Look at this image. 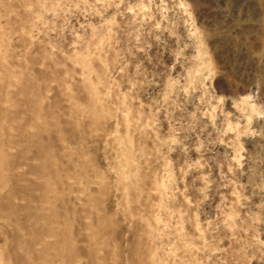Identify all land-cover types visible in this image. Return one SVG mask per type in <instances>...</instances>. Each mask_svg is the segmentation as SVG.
Here are the masks:
<instances>
[{
  "label": "rangeland",
  "instance_id": "obj_1",
  "mask_svg": "<svg viewBox=\"0 0 264 264\" xmlns=\"http://www.w3.org/2000/svg\"><path fill=\"white\" fill-rule=\"evenodd\" d=\"M0 264H264V0H0Z\"/></svg>",
  "mask_w": 264,
  "mask_h": 264
}]
</instances>
